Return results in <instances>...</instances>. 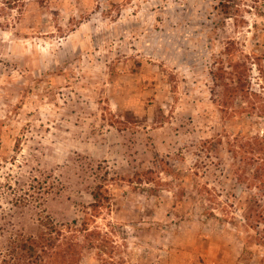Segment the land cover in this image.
<instances>
[{"label": "rangeland", "instance_id": "obj_1", "mask_svg": "<svg viewBox=\"0 0 264 264\" xmlns=\"http://www.w3.org/2000/svg\"><path fill=\"white\" fill-rule=\"evenodd\" d=\"M0 264H264V0H0Z\"/></svg>", "mask_w": 264, "mask_h": 264}, {"label": "trees", "instance_id": "obj_2", "mask_svg": "<svg viewBox=\"0 0 264 264\" xmlns=\"http://www.w3.org/2000/svg\"><path fill=\"white\" fill-rule=\"evenodd\" d=\"M74 223V222H73ZM45 227V230L48 231H43L39 232L38 235L36 236H29L28 238L25 239V241H22L21 245H19L20 249L23 251H27L29 255H32V257H35L38 252L44 253V250L47 248H52L54 246V243H52L53 238L52 232L55 230L53 226L51 228L46 227V225H43Z\"/></svg>", "mask_w": 264, "mask_h": 264}]
</instances>
